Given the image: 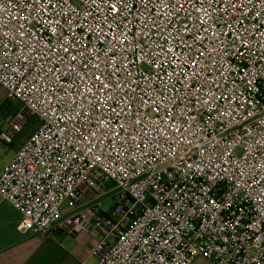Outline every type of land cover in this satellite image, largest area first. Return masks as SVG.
<instances>
[{"label": "built area", "instance_id": "2783aa9c", "mask_svg": "<svg viewBox=\"0 0 264 264\" xmlns=\"http://www.w3.org/2000/svg\"><path fill=\"white\" fill-rule=\"evenodd\" d=\"M0 89L40 122L0 171L20 233L264 264V0H0Z\"/></svg>", "mask_w": 264, "mask_h": 264}, {"label": "crops", "instance_id": "0c3cea01", "mask_svg": "<svg viewBox=\"0 0 264 264\" xmlns=\"http://www.w3.org/2000/svg\"><path fill=\"white\" fill-rule=\"evenodd\" d=\"M14 138H16V136ZM22 143V140H20L11 150H7V159H4L3 163L0 165V171L13 157L15 151ZM19 220V214L0 198V228L4 229L3 232L0 233V264H52L49 242H54L52 237L55 235L58 237H67L68 235L61 231L54 233L49 232L46 234L41 232H28L22 234L17 230ZM80 235L82 236L81 242H90L89 249L79 246L80 248L76 250V254H78L81 260L80 263L84 264L92 259L95 260L90 252L99 240V237L95 240L90 237L89 234H79L75 236L78 237ZM192 264L211 263L201 258H196Z\"/></svg>", "mask_w": 264, "mask_h": 264}, {"label": "rangeland", "instance_id": "374dc122", "mask_svg": "<svg viewBox=\"0 0 264 264\" xmlns=\"http://www.w3.org/2000/svg\"><path fill=\"white\" fill-rule=\"evenodd\" d=\"M1 96L2 90L0 89V97ZM17 120L22 123L21 132L16 135V138L13 139L12 143L8 145L0 141V165L3 163L4 159H7V150H11L12 147L18 144L20 140L24 142L40 124L36 117L26 115L22 104L18 101H3L0 105V131H5L10 122H15ZM110 206L111 200H107L103 204V209L107 210ZM69 209L71 208L67 205V203H64L61 207L62 213H65ZM3 230L4 229L0 228V233H2ZM89 236L95 240L98 239V236L95 233H90ZM81 237V235L78 237L69 235L67 237H58L56 235L52 237L54 242H49L50 259L52 264H81V260L79 259L78 254H76V250L80 248L79 246H83L82 248L86 249L90 248V242H81ZM84 264H96V260L92 259Z\"/></svg>", "mask_w": 264, "mask_h": 264}, {"label": "snow or ice", "instance_id": "6c2138e0", "mask_svg": "<svg viewBox=\"0 0 264 264\" xmlns=\"http://www.w3.org/2000/svg\"><path fill=\"white\" fill-rule=\"evenodd\" d=\"M113 10H114V11H118L117 9H115L114 6H113ZM65 51H67V49H65ZM73 59H75V57H73Z\"/></svg>", "mask_w": 264, "mask_h": 264}]
</instances>
